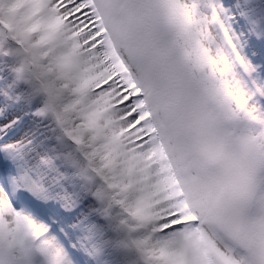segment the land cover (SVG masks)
I'll return each instance as SVG.
<instances>
[{
  "label": "snow or ice",
  "instance_id": "6c2138e0",
  "mask_svg": "<svg viewBox=\"0 0 264 264\" xmlns=\"http://www.w3.org/2000/svg\"><path fill=\"white\" fill-rule=\"evenodd\" d=\"M0 51L75 146L65 162L135 219L143 264H264V172L242 192L199 108L202 87L225 97L246 170L264 169V0H0ZM46 231L0 197V264H68Z\"/></svg>",
  "mask_w": 264,
  "mask_h": 264
},
{
  "label": "rangeland",
  "instance_id": "374dc122",
  "mask_svg": "<svg viewBox=\"0 0 264 264\" xmlns=\"http://www.w3.org/2000/svg\"><path fill=\"white\" fill-rule=\"evenodd\" d=\"M242 51L249 60L252 59L253 54L249 52L246 37L242 41ZM10 58L12 62L9 61L8 64L14 70H18L20 61L13 56ZM7 67L4 65L0 70L1 73L4 72V77L0 76V166L7 173L15 202L19 203L18 206H12L14 210L21 211L19 210L21 206L31 211L35 214V217L29 215L31 220L45 229L50 221H56L59 224V233L70 244L67 251L64 248L63 253L61 252L68 264H143L135 244L133 248L129 247V250L124 236L126 233L119 228V223L127 220L134 230L137 222L130 219L126 209L121 205L97 196L102 188L99 180L94 182L82 176L78 167H72L62 158L74 151L75 146L64 137L53 118L45 119L38 115L44 106L45 96L42 94L31 96L26 87L25 92H22L25 93L23 100L17 102L16 99L14 100L16 97L14 94V97L7 95L8 88L4 82L9 83L10 77H15L17 74L16 70L13 74L12 68ZM254 67H256L254 74L256 79L260 85H264V65L254 64ZM25 83L28 82L25 80ZM256 108L259 110L258 107ZM26 117H29V120H25ZM4 121L6 123H3ZM38 123H42L45 129ZM51 127L57 129L61 139L70 143L69 150L65 148L64 151H60L57 144L52 145L49 142ZM53 140L56 143V140ZM38 159H50L52 163L41 168L35 163ZM81 178L92 185L90 187L81 185ZM33 186L39 187L42 195L37 196L32 191ZM24 191L32 196L35 204H26L19 198V193ZM81 203L85 204L82 213L79 211L72 217L64 218L65 213L77 209ZM91 213H101L102 216L85 222L84 219ZM108 219H111L112 224L106 222ZM104 227L107 231L103 230ZM111 228L116 232L115 236H112ZM133 236L136 241L141 233L134 231ZM50 238L54 245H58L55 235H51ZM70 250L76 257L73 261L69 257ZM113 255L116 256L111 261L110 257Z\"/></svg>",
  "mask_w": 264,
  "mask_h": 264
},
{
  "label": "clouds",
  "instance_id": "9594fccd",
  "mask_svg": "<svg viewBox=\"0 0 264 264\" xmlns=\"http://www.w3.org/2000/svg\"><path fill=\"white\" fill-rule=\"evenodd\" d=\"M209 87L210 85L202 87L199 93V108L204 118L208 121L209 134L212 137L224 135L228 137L227 152L231 158L237 161L239 166L236 175L237 185L242 192L253 190L256 188L257 179L264 172V169L258 167L252 172L246 170L248 157L242 151V145L251 137L245 132L242 123L229 122L224 118V110L227 104L226 98L213 94ZM254 212L257 215H264V207H257ZM130 219L135 221L132 217Z\"/></svg>",
  "mask_w": 264,
  "mask_h": 264
},
{
  "label": "trees",
  "instance_id": "16d2710c",
  "mask_svg": "<svg viewBox=\"0 0 264 264\" xmlns=\"http://www.w3.org/2000/svg\"><path fill=\"white\" fill-rule=\"evenodd\" d=\"M9 61L12 62V59L10 58V56H6V55L3 54V51H0V70H2L3 66L5 65V66H8L7 68H12L13 74H15L16 71H17L16 76L15 77L11 76L10 77L11 79H10L9 83H7V81H5L4 85L8 88L6 90L7 95H9V97H14L13 96V94H14L16 96V97H14V100L16 99L15 101L18 102L19 99H21V100L25 99V93H22V92H25V87H26V89H28V91L31 94V96L33 95L34 89H33V85H31L30 83H25V80L22 79L20 75H18V70L15 69L16 70L15 71L14 68L8 64ZM3 73L4 72H2V73L0 72V76L4 77ZM31 96L29 95L30 100H32ZM45 122H47V121H45ZM38 124L41 125L40 127H43L42 123H38ZM51 128L53 129V131L51 133V137H50V141L49 142L52 145H54V144H57L53 140V139L57 138V135H56L57 129H55L53 127H51ZM94 182H96V181H94ZM80 183H81V185H87V186H91L92 185L90 182L87 183L84 178L80 179ZM89 218H91V217H89Z\"/></svg>",
  "mask_w": 264,
  "mask_h": 264
},
{
  "label": "bare ground",
  "instance_id": "6f19581e",
  "mask_svg": "<svg viewBox=\"0 0 264 264\" xmlns=\"http://www.w3.org/2000/svg\"><path fill=\"white\" fill-rule=\"evenodd\" d=\"M258 108L260 109V111L258 110V112H260V113L258 114V112H257V115H261V113L263 114V112H261V111H263L264 108L260 107V106H258ZM0 197H5L8 200V202L12 203V206L16 204L14 196H13V193H12V190L10 188V181H9V178L7 176H6L5 179H0ZM19 214L29 218L28 216H26L22 212H19ZM133 233H134V230H132L131 235H130V244L132 246H134V244H135L134 243L135 242V237L133 236ZM46 237H47L48 240L51 241V238H50L49 234ZM55 247L61 251V248L58 245H55ZM72 258H75V256L72 255Z\"/></svg>",
  "mask_w": 264,
  "mask_h": 264
}]
</instances>
